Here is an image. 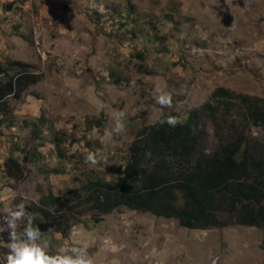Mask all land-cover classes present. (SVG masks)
Masks as SVG:
<instances>
[{"label":"rangeland","instance_id":"obj_1","mask_svg":"<svg viewBox=\"0 0 264 264\" xmlns=\"http://www.w3.org/2000/svg\"><path fill=\"white\" fill-rule=\"evenodd\" d=\"M9 61L39 79L8 100L0 127V215L22 201L28 209L50 190L65 203L47 207L50 219L67 217L70 228L67 237L45 238L86 245L94 264H264V228L190 230L124 206L103 214L82 199L87 183L117 180L143 127L216 106L217 87L264 101V0H0V68ZM157 86L172 95V108L155 103ZM230 102L203 116L199 150L210 154L241 136L264 170V122ZM116 110L127 113L126 133L102 144ZM97 149L106 159L90 167L84 156ZM8 157L22 164V180L5 176ZM6 251L0 246L2 264Z\"/></svg>","mask_w":264,"mask_h":264},{"label":"trees","instance_id":"obj_2","mask_svg":"<svg viewBox=\"0 0 264 264\" xmlns=\"http://www.w3.org/2000/svg\"><path fill=\"white\" fill-rule=\"evenodd\" d=\"M6 66L0 68V127L4 118L11 115L9 99L5 97L20 100L39 79L25 63L9 61ZM211 98L217 101L216 106L205 102L189 111L186 120L175 127L159 122L143 127L128 147V162L122 174L113 184L101 180L87 183L84 189L88 195L82 198L83 202L103 214L124 206L174 219L190 230L221 228L232 223L264 228L262 161L248 154V147L239 141L241 136L227 144L219 143L210 154L199 150L206 136L204 115H214L221 109L228 111L230 100L239 99L247 105L246 116L253 122H264V101H253L223 87H217ZM3 170L6 177L15 181L24 177L23 166L15 157L3 162ZM179 197L181 205L177 204ZM60 202L61 198L48 190L27 209L39 214L34 225L42 233L51 229L67 237V217L50 219L47 210L58 203L65 205ZM2 234L1 241L6 242L8 233Z\"/></svg>","mask_w":264,"mask_h":264},{"label":"clouds","instance_id":"obj_3","mask_svg":"<svg viewBox=\"0 0 264 264\" xmlns=\"http://www.w3.org/2000/svg\"><path fill=\"white\" fill-rule=\"evenodd\" d=\"M102 10V8H101ZM156 94L153 99L161 109L172 108V95L159 86L156 88ZM10 96L5 99H10ZM103 104L100 105L102 109ZM127 113L122 110H116L111 127H105L104 134L101 137V143L113 139L126 133ZM161 125L167 124L169 127H175L180 123L177 116L168 115L166 119H159ZM101 150H89L85 156V163L90 167L98 165L101 159ZM39 214L27 211L25 202L15 204V206L6 205L4 214L0 215V230H7L8 240L0 244L7 251L4 255V264H94L93 259L89 257L87 246L73 245L71 247L54 246L52 238H45L41 229L34 225V221ZM51 232V229L48 230ZM55 247L54 253L50 254L49 249Z\"/></svg>","mask_w":264,"mask_h":264}]
</instances>
